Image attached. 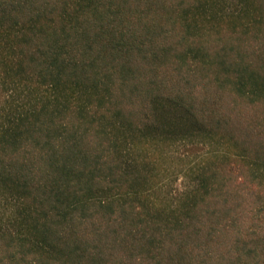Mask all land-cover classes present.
<instances>
[{
  "label": "trees",
  "instance_id": "16d2710c",
  "mask_svg": "<svg viewBox=\"0 0 264 264\" xmlns=\"http://www.w3.org/2000/svg\"><path fill=\"white\" fill-rule=\"evenodd\" d=\"M0 264H264V0H0Z\"/></svg>",
  "mask_w": 264,
  "mask_h": 264
},
{
  "label": "rangeland",
  "instance_id": "374dc122",
  "mask_svg": "<svg viewBox=\"0 0 264 264\" xmlns=\"http://www.w3.org/2000/svg\"><path fill=\"white\" fill-rule=\"evenodd\" d=\"M196 152V147L193 145H179L171 149L168 157L170 160H176L174 162L177 164H192L196 160Z\"/></svg>",
  "mask_w": 264,
  "mask_h": 264
}]
</instances>
